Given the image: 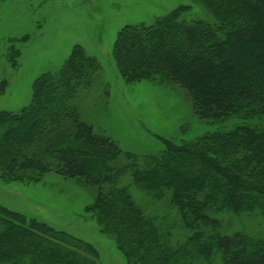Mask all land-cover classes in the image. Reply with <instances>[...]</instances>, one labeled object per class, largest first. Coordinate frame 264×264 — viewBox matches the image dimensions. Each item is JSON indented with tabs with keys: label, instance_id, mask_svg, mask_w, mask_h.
I'll list each match as a JSON object with an SVG mask.
<instances>
[{
	"label": "trees",
	"instance_id": "trees-1",
	"mask_svg": "<svg viewBox=\"0 0 264 264\" xmlns=\"http://www.w3.org/2000/svg\"><path fill=\"white\" fill-rule=\"evenodd\" d=\"M192 1L200 16L180 5L151 23L124 25L113 56L126 77L176 82L195 114L223 129L196 143H165L154 155L123 152L83 117L82 87L101 76L77 44L58 69L34 79L27 105L0 110V135L14 133L11 146L0 142V172H53L93 187L98 221L109 236L114 229L131 264H264V229L228 234L217 217L231 208L264 218V0ZM184 155L199 165L193 174L168 164ZM126 176L166 209V222L135 202ZM172 220L186 231L184 243L171 244ZM115 223L134 234L124 240ZM0 264L100 263L89 242L0 204Z\"/></svg>",
	"mask_w": 264,
	"mask_h": 264
},
{
	"label": "rangeland",
	"instance_id": "rangeland-1",
	"mask_svg": "<svg viewBox=\"0 0 264 264\" xmlns=\"http://www.w3.org/2000/svg\"><path fill=\"white\" fill-rule=\"evenodd\" d=\"M180 5L193 6L187 12L189 17L201 15L192 0H0V110L15 112L27 105L34 79L47 70L58 69L78 44L97 60L101 76L98 82L82 87L79 100L83 117L96 132L115 140L123 152L154 155L165 143H196L210 137L225 124L222 127L200 119L182 87L161 78L147 81L126 77L113 56L116 37L124 25L151 23ZM140 41L150 42L147 38ZM253 122L263 124L260 119ZM17 129L23 130L19 123ZM8 135L9 131L0 135L5 146H11L14 133ZM193 158L184 155L168 164L174 170L193 174L199 167ZM5 176L0 172L1 205L89 242L100 264L132 263L113 239L114 229L107 228L109 236L99 223L92 207L96 195L93 187L53 172H32L18 179ZM123 184L135 202L166 222L164 217L169 214L159 202L135 189L129 177H124ZM261 214L260 210L238 213L227 208L216 216L222 230L232 234L262 231ZM172 223L171 244L184 243L186 231L178 222ZM115 225L124 233V240L134 234Z\"/></svg>",
	"mask_w": 264,
	"mask_h": 264
}]
</instances>
